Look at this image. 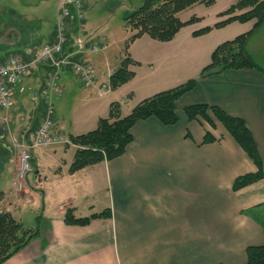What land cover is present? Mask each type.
Instances as JSON below:
<instances>
[{"label": "crops", "instance_id": "obj_1", "mask_svg": "<svg viewBox=\"0 0 264 264\" xmlns=\"http://www.w3.org/2000/svg\"><path fill=\"white\" fill-rule=\"evenodd\" d=\"M227 1L232 4L236 0ZM64 2L0 0V64L12 55L30 60L35 48L53 43L57 11ZM228 18H221L220 22ZM254 24L235 22L219 30L234 26L235 37L251 31ZM76 27L71 31L74 35ZM210 34L206 35L210 40L200 48L202 51L192 38L180 39L179 34L167 44L151 43L145 37L136 40L133 44L142 39L149 43H141L136 54L130 47V58L137 63L130 67L135 78L117 90H104L103 85L125 58L119 62L110 58L105 54L106 45L99 51L103 55L100 62L77 54L71 59L86 66L90 65L84 63H92L96 81L92 87H86L71 69L59 72L57 131L69 137L87 134L97 129L100 119L109 117L112 103L121 105L125 117L135 108L134 103L198 79L211 53L228 41L223 33L217 38ZM74 47L72 40L68 51ZM247 48L264 68V25L250 38ZM176 52L185 53L181 60L195 66L186 74L181 72L184 76L171 72L156 76L161 64H167L163 62L166 54ZM46 73L49 75V68L35 74L43 79ZM31 82V77L18 82L15 107L0 119L4 125L9 123L10 142L18 138L23 128L35 129L44 117L43 108L35 106L29 119H23L25 100L30 95L32 101L42 81L37 82L35 90H31ZM80 86L82 90L78 92ZM66 97L76 99L69 116L64 114L62 104ZM198 104L216 106L243 119L264 166V74L256 70L227 71L202 80L179 101L177 125L165 126L155 118L138 122L131 131L132 143L115 160L71 174L77 147L52 148L48 156L54 161V168L49 172L55 176L53 187L59 195L55 214L45 215L48 226L38 229L31 242L3 264H248L247 249L264 245V179L233 191L235 180L256 173L257 167L220 123L214 122L211 127L187 119L185 108ZM207 132L216 139L214 143H203ZM17 161L18 155L10 171L9 185ZM34 168L39 176L38 159ZM6 175L7 171L1 179ZM45 180L42 194L48 197L53 188L48 178ZM0 193L4 195L1 190ZM47 209L51 208L47 205ZM67 210H73L77 219L105 211L110 217L93 219L87 226L67 225Z\"/></svg>", "mask_w": 264, "mask_h": 264}, {"label": "trees", "instance_id": "obj_2", "mask_svg": "<svg viewBox=\"0 0 264 264\" xmlns=\"http://www.w3.org/2000/svg\"><path fill=\"white\" fill-rule=\"evenodd\" d=\"M213 2L214 0H144L138 9L129 13L124 19L126 28L134 32L126 42V54L130 44L143 36L161 43L171 42L183 28L199 21L197 18H192L182 22L178 17L181 12L197 4L212 5ZM238 12L242 14L237 15ZM220 16L229 18L217 23L214 27L197 31L193 36L207 35L214 29H222L235 22L241 24L255 22V24L251 31L218 46L212 54L211 63L202 70L198 79L189 80L178 87L143 100L126 117H122L121 105L112 103L109 117L100 119L96 130L77 137H69L72 145L77 147L74 162L70 167L71 174L121 157L133 141L131 134L133 127L140 121L155 118L165 126L177 125L180 120L177 114L179 101L192 93L200 81L227 71L256 70L264 74V68L256 62L247 48L250 38L264 25V1L237 0L235 5ZM133 65L137 63L125 57L109 79L111 90H117L134 79L135 73L130 70ZM184 113L189 121H204L211 127L215 126L214 118L257 167L256 173L247 174L235 180L234 192L264 179L263 160L257 143L243 119L232 117L219 107L206 104L189 106L185 108ZM32 129L34 130V127ZM215 141L212 134L207 132L203 143L211 144ZM109 217L110 213L105 211L101 215L77 219L73 210H67L64 221L67 225L87 226L93 219ZM37 231L38 227L33 230L28 229L16 221L11 214L0 212V264L25 248L37 235ZM246 253L248 264H264V245L249 247Z\"/></svg>", "mask_w": 264, "mask_h": 264}, {"label": "rangeland", "instance_id": "obj_3", "mask_svg": "<svg viewBox=\"0 0 264 264\" xmlns=\"http://www.w3.org/2000/svg\"><path fill=\"white\" fill-rule=\"evenodd\" d=\"M81 1L85 6H88V8L86 9L84 7V13H83L84 19L77 26L78 29L76 27L78 31L75 32V35L71 33L70 38L71 40L74 41H83L85 44L84 47L81 49L80 47L76 46L72 49L71 52L69 51L67 55L70 58L73 57L76 58L77 54L79 55L81 54L83 57L87 59L90 60L92 59L100 62V56H103L101 55L102 53L99 52L93 53L90 52V49L94 45H100V46L106 45L105 54L110 56V58L113 57V59L118 60L119 62L121 61L122 58L123 59L125 57L130 58V51H131L130 47H132V50L133 52H135V54L139 52L142 47L141 43L143 44L149 43L148 41L144 42L146 39L148 40L150 39L151 43L162 44L161 42L155 41L148 36H143L145 37L144 38L145 40L142 39L136 44H133L136 41L133 42L132 44H130L127 54L125 52L126 42L129 41V39L133 36L134 32L126 28L124 19L129 13L138 9L141 6V4L144 2V0H81ZM236 3L237 0L232 4H230L229 1L226 2V0H214L212 5L197 4L181 12L178 17L182 22H187L192 18H197L199 19V21L183 28L178 33L179 35L177 34L178 37L180 39L183 38L184 40L186 37L192 38L193 42H196L197 44L196 46L200 49L203 45H206L208 43L207 41L210 40L209 39L210 37H207L206 35L195 37L193 36V34L207 27H214L218 22H220V20H222L221 18H224L221 17L220 14H222V12L229 9L232 5H235ZM214 30L217 31L213 33L210 32L211 34L210 33L209 34L215 38L219 37L221 33L224 34L223 35L224 38L226 37L228 41H232L239 36L238 35L233 37V34H235L234 26H230L223 30H219V29H214ZM176 37L171 42H174ZM203 37H207V38L206 39L204 38V40H202ZM225 42L223 41L221 44ZM200 50L202 51L203 49ZM151 51L152 53H154V50ZM213 52L211 53L209 63H207L206 66H208L211 63V57ZM162 56H165L164 53H162ZM165 57L163 59V62L167 64L164 63L161 64L162 67L161 71L156 76L160 74L164 75L167 72H171L173 74L180 73L181 75H183L181 72L186 74V70H188L189 68L191 69L192 67L195 66L193 62L191 63L185 60H181L183 59V57H185V53L176 52L174 55L170 53V54H166ZM201 60H203L202 56H201ZM84 64L90 65V67L92 66V68H94L92 63H84ZM171 68L174 69V72L171 70ZM145 69H147V67ZM35 73L37 72H33L31 74L32 76L28 75L25 77V78L31 77V81H32L30 85L31 90H35V86L38 85L40 80L42 81L39 75ZM36 76L38 77L33 79V77ZM47 76L48 74L46 73L44 77ZM23 79L24 78L20 79V81ZM81 90L82 87L80 86L78 92H80ZM56 96L57 95L53 96V101H52L55 109H56L55 106L57 101ZM141 96L142 95H139L138 98H141ZM33 97L34 94L32 96V99ZM143 100L134 103L135 104L134 106L136 107ZM17 101L21 103L19 98H17ZM75 101H76L75 98L68 99L66 97L65 99H63L62 104L65 109L64 114H68L69 116L71 105H74ZM34 108L35 105L33 101H31L30 95H28L22 110L23 119L26 118L25 121L29 119L28 115L31 114L33 110H35ZM42 108L43 109L45 108V102L42 104ZM5 113L6 112H0V119L2 116L3 117L6 116V115L4 116ZM210 116L211 118H213L211 114ZM213 120L214 122H217L214 118ZM2 123L3 122L0 121V190L3 192L4 195L0 193V202H1L0 212L6 210V213L11 214L16 221L23 224L28 229L33 230V229H37L38 227L39 230H43L48 226V222L44 219V217L45 215L47 216V215L55 214V204L57 203L59 196L55 194L56 188L53 187L56 186L54 179L55 176L54 174L50 175L49 172V170L52 171V169L54 168V161L51 159V157L48 156V153L52 148L65 147V146L59 145L53 147H41L39 149H36L34 151L35 157H33L32 165L35 167L36 159H38L40 164V175L36 176L35 173L31 174L24 187L21 190H18L15 187H13L12 182L11 185H9L10 171L12 165L14 166V160L15 157L17 156V151L15 149L13 142H10L9 140L10 139L9 134L11 131L9 132L8 121H6V123L4 121L5 125ZM27 128L30 127L28 126L25 129ZM6 171H7V175L5 176V178L1 179V177ZM46 178H48V181H50V187L52 186L53 188V190L49 191L48 197H45V195L42 194V191H44V186L47 183L45 180ZM16 194L18 195V198L15 197ZM46 204L51 208L50 211L48 209L46 211V206H47ZM39 217L40 220L38 221Z\"/></svg>", "mask_w": 264, "mask_h": 264}, {"label": "built area", "instance_id": "obj_4", "mask_svg": "<svg viewBox=\"0 0 264 264\" xmlns=\"http://www.w3.org/2000/svg\"><path fill=\"white\" fill-rule=\"evenodd\" d=\"M84 4L81 0H65L58 8L56 15V33L53 43L41 48H35L30 60L22 56L12 55L0 64V112L10 111L15 107V87L20 79L38 72L42 68H49L50 73L42 79L39 89L32 99L34 105L42 107L45 102L44 117L39 125L32 128H23L13 144L17 151V170L12 180V185L21 190L28 178L35 172L32 165L34 151L41 147L70 146L69 136L59 133L56 128L55 108L53 96L60 93L59 72L66 68L79 77L86 87H92L96 81L94 69L71 60L67 55V47L71 44V28L80 24L84 19ZM83 41H77L75 47H84ZM100 45L91 47L90 52L101 50ZM103 89L110 90L109 82L103 85Z\"/></svg>", "mask_w": 264, "mask_h": 264}]
</instances>
